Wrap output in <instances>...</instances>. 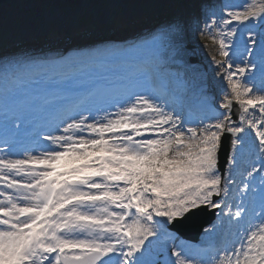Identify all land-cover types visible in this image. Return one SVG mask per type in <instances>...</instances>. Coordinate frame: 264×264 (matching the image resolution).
<instances>
[{
    "label": "snow or ice",
    "instance_id": "6c2138e0",
    "mask_svg": "<svg viewBox=\"0 0 264 264\" xmlns=\"http://www.w3.org/2000/svg\"><path fill=\"white\" fill-rule=\"evenodd\" d=\"M148 7L164 19L131 42L0 55V264H264V0ZM190 35L218 44L223 111ZM205 212L202 242H178Z\"/></svg>",
    "mask_w": 264,
    "mask_h": 264
},
{
    "label": "rangeland",
    "instance_id": "374dc122",
    "mask_svg": "<svg viewBox=\"0 0 264 264\" xmlns=\"http://www.w3.org/2000/svg\"><path fill=\"white\" fill-rule=\"evenodd\" d=\"M103 2L104 5L105 3L107 4L109 2L111 13L115 19L126 18V9H131L134 11L133 15H130L132 17H141L148 15L149 13L160 12L151 7L143 13L138 12L137 9L139 7L148 5V0H137L135 2L131 0H81L80 4L76 5L68 3L65 6L61 2L56 3L53 0H11L3 3L2 10L7 15L15 18V20L18 16H21V18L23 19L22 22L21 20H17L15 22L9 21L12 22L14 26H20L17 28V31L22 33V36L20 38L24 39L27 37V35L29 36L30 34H33L32 36L39 39V36L45 37L51 29L59 30L58 33L61 34L65 32L63 24H61L58 19L49 21L50 17L59 12L61 13V17L63 19L68 18L67 16L70 15V18H72V20L74 21L73 26L75 28L85 22H88L86 24H89V26L86 30H90L91 28L96 29L98 26V22L96 21L95 12ZM114 2L117 3V6L115 4L113 5ZM224 3L242 5L244 3V0H225ZM130 16H128L127 18H129ZM37 28L40 29V31L37 34H34V32L32 31ZM12 39V35L1 32L0 45L9 42ZM236 41H239V36L236 38ZM187 44L189 47V51H192V53H190L191 56L195 58L198 63L205 62L209 66L210 72H213L211 74V78H213L212 85L213 88L218 91L220 99H222L221 89L224 88V82L221 80L220 75L214 71V59H223L218 55V44H213L210 39H204L199 35H190L188 37ZM47 129L48 128H46L45 130Z\"/></svg>",
    "mask_w": 264,
    "mask_h": 264
},
{
    "label": "bare ground",
    "instance_id": "6f19581e",
    "mask_svg": "<svg viewBox=\"0 0 264 264\" xmlns=\"http://www.w3.org/2000/svg\"><path fill=\"white\" fill-rule=\"evenodd\" d=\"M114 4L117 6L116 2H114L113 5ZM149 8L150 7H148V5H144L142 7H139L137 9V11L140 12V13H143L144 11L148 10ZM133 12L134 11L131 10V9H126V16L128 17L130 15H133ZM95 16H96V21L98 22L97 28L93 29L92 32L88 31V32H86L83 35H89L93 39V40H91V38H90L88 40V42H92V41L97 42V41H100L102 39H111L114 36L112 33H116L117 30L116 29L113 30L112 28L106 27L104 25V23H103L106 20L114 19V16L111 13V7L109 6V2L107 4L105 3V5H104V2H103L102 5L96 9ZM67 17L68 18L63 19L61 17V13L59 12V13H57V14H55L52 17L49 18V21H54V20L58 19L60 21V23L63 24V27L65 29V37H67V36H69L71 34V32L73 30L72 26H73V23H74L72 18H70L71 17L70 15H68ZM39 31H40V29L37 28V29H35L32 32H34V34H37ZM118 34H120V33H118ZM32 35L33 34H30V36H32ZM190 53H192V51H190ZM188 56H190V55H187L186 57H188ZM200 67H201V69L203 71L207 72V75H206L207 77H205L203 79V85L201 86V87L205 88L206 86H210L211 85L210 84L211 79L208 77V75H209L208 74L209 67H208V65L205 62H202L200 64ZM206 80H207V82H206ZM37 143L38 142H36V141L33 142V144L36 145V146H37ZM43 143H45V142H43ZM43 143H42V146H43ZM3 155L4 154H0V156H3ZM26 155L21 154V155L17 156L15 154V158H20L21 156H26ZM17 179H20V177H17ZM200 238L202 239V234H201Z\"/></svg>",
    "mask_w": 264,
    "mask_h": 264
},
{
    "label": "water",
    "instance_id": "95a60500",
    "mask_svg": "<svg viewBox=\"0 0 264 264\" xmlns=\"http://www.w3.org/2000/svg\"><path fill=\"white\" fill-rule=\"evenodd\" d=\"M7 1H11V0H0V4L7 2ZM229 149H230V143L226 140H222L221 149H220V157L222 160L221 161L222 166L227 159ZM207 214L208 212L203 213L200 217L180 227L178 231L185 237L199 240V235L202 232V226L208 225L215 219L214 213L211 212L210 216H208Z\"/></svg>",
    "mask_w": 264,
    "mask_h": 264
},
{
    "label": "trees",
    "instance_id": "16d2710c",
    "mask_svg": "<svg viewBox=\"0 0 264 264\" xmlns=\"http://www.w3.org/2000/svg\"><path fill=\"white\" fill-rule=\"evenodd\" d=\"M3 6H0V27L1 29L3 28L5 31L7 32H14L15 27L13 25L12 22L9 21H17V20H21L22 22V18L21 16L16 17L15 18L11 17L10 15H7L5 12H3L2 10Z\"/></svg>",
    "mask_w": 264,
    "mask_h": 264
}]
</instances>
